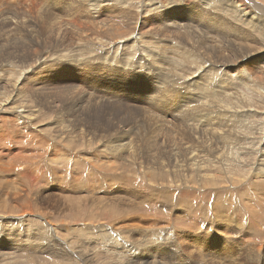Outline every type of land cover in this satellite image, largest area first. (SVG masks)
Masks as SVG:
<instances>
[{
	"label": "rangeland",
	"instance_id": "obj_1",
	"mask_svg": "<svg viewBox=\"0 0 264 264\" xmlns=\"http://www.w3.org/2000/svg\"><path fill=\"white\" fill-rule=\"evenodd\" d=\"M207 73V85L214 84L215 94L219 91L212 98L203 96L207 85L200 79L202 93L193 105L213 103L207 114L214 116L209 122L211 117L201 116L198 123L192 117L201 105L182 110L177 105L185 102L177 98ZM0 79V104L18 99V110L29 106V113H35L36 126L28 130L8 114L0 115V168L51 167L38 175L34 195L30 192L31 198L20 201L17 184L32 181L18 170L0 171V252L8 251L0 255V264L126 263L133 257L115 255L98 229L119 226L115 222L124 211L114 205L119 195L114 191L123 186L147 194L127 196V201L122 197L123 207H136L125 216L136 213L132 224L145 231L127 239L136 238L147 249L146 240L154 241L157 233L166 241V260L159 264H181V258L182 264H264V0H0ZM168 97L174 101H166ZM215 112L229 125L218 122ZM194 123L200 133L191 128ZM122 141L128 153L110 152ZM122 157L135 164L117 169L115 164L125 161ZM145 163L152 167L151 177L141 169ZM37 189L49 195L40 192V198ZM89 190L90 196L115 200L91 206L90 198L81 201L77 195ZM32 196L38 200L31 204L36 200ZM218 209L226 216L217 225ZM53 224L67 249L47 240L45 225ZM35 229L42 236L31 239L37 240L36 247H50L44 248L45 254L12 248L16 240L25 245L31 241L27 232ZM254 238L256 244L250 243ZM217 251H232L236 260L219 259Z\"/></svg>",
	"mask_w": 264,
	"mask_h": 264
},
{
	"label": "bare ground",
	"instance_id": "obj_2",
	"mask_svg": "<svg viewBox=\"0 0 264 264\" xmlns=\"http://www.w3.org/2000/svg\"><path fill=\"white\" fill-rule=\"evenodd\" d=\"M95 2H96V0H95ZM238 3V2H237ZM238 6V5H237ZM160 8V7H159ZM144 11V10H143ZM142 11V12H143ZM130 12V11H129ZM144 13V12H143ZM123 14V13H122ZM121 14V15H122ZM130 14V13H129ZM135 15V14H134ZM127 16H130V15H127ZM6 17V16H5ZM180 17V16H179ZM3 19V18H2ZM126 19V18H125ZM129 19V18H128ZM127 19V21H129ZM132 19V18H131ZM148 19V18H147ZM17 20V19H16ZM120 20V19H119ZM133 20H134V18H133ZM139 20V19H138ZM153 20V19H152ZM173 20V19H172ZM102 21V20H101ZM190 21V20H189ZM131 22V21H130ZM151 23V22H150ZM93 24V23H92ZM104 24V23H103ZM106 25V24H105ZM126 25V24H125ZM214 26V25H213ZM90 28H91V26H89ZM156 27V26H155ZM92 28H93V26H92ZM103 28V27H102ZM190 28V27H189ZM110 29H112V28H110ZM160 29V28H159ZM166 29V28H165ZM194 29V28H193ZM86 30V27H85V29H84V31ZM103 30H104V28H103ZM102 30V31H103ZM149 30H150V28H149ZM75 31V30H74ZM88 31V30H87ZM169 31V30H168ZM53 32V31H52ZM90 32V31H89ZM97 32V31H96ZM107 32V31H106ZM161 32V31H160ZM83 33V32H82ZM88 33V32H87ZM92 33H93V30H92ZM172 33H173V31H172ZM196 33V32H195ZM240 33H242V32H240ZM110 34V33H109ZM104 35V34H103ZM165 35V34H164ZM168 35V34H167ZM252 35V34H251ZM100 37V36H99ZM86 38V37H85ZM159 38V37H158ZM174 38V37H173ZM117 38H115V40H116ZM167 39V38H166ZM170 39V38H169ZM114 39L112 40V38H111V42L112 41H115ZM172 40V39H171ZM182 40V39H181ZM216 40V39H215ZM117 41V40H116ZM115 41V42H116ZM121 41V40H120ZM158 41V40H157ZM25 42V41H24ZM94 42V41H93ZM92 42V43H93ZM122 42V41H121ZM159 42V41H158ZM162 42V41H161ZM161 42H160V44H161ZM164 42V41H163ZM218 42V41H217ZM27 43V42H26ZM96 43V42H95ZM138 43V42H137ZM21 44H23V43H21ZM20 44V45H21ZM159 44V45H160ZM187 44V43H186ZM211 44V43H210ZM24 45V44H23ZM164 45V44H163ZM209 45V44H208ZM197 46V45H196ZM202 46V45H201ZM20 47V46H19ZM98 47V46H97ZM21 48V47H20ZM19 48V49H20ZM156 48V47H155ZM164 48H165V45H164ZM211 48V47H210ZM125 49V48H124ZM167 50V49H166ZM49 51V50H48ZM238 51V50H237ZM243 51H244V49H243ZM166 52V51H165ZM245 53H247L246 51H245ZM16 54H17V52H16ZM19 54V53H18ZM60 54V53H59ZM180 54V53H179ZM190 54V53H189ZM209 54V53H208ZM248 54V53H247ZM246 54V55H247ZM249 54H251V53H249ZM108 55V54H107ZM245 55V56H246ZM106 56V55H105ZM65 57V56H64ZM96 57V56H95ZM108 57V56H107ZM167 57V56H166ZM236 57V56H235ZM62 58V57H61ZM189 58V57H188ZM197 58V57H196ZM215 58H216V56H215ZM214 58V59H215ZM157 59V58H156ZM156 59H154L153 61H155ZM160 59H161V57H160ZM164 59V58H163ZM167 59V58H166ZM204 59V58H203ZM233 59V58H232ZM239 59V58H238ZM169 60H172V59H170L169 58ZM208 60V59H207ZM229 60V59H228ZM167 61V60H166ZM189 61V60H188ZM199 61V60H198ZM156 62V61H155ZM154 62V63H155ZM170 62V61H169ZM238 62V61H237ZM172 63V62H171ZM174 63V62H173ZM229 63V62H228ZM197 64V63H196ZM219 64V63H218ZM235 64V63H234ZM72 65V64H71ZM166 65H168V64H166ZM165 65V66H166ZM238 65V64H237ZM160 66V65H159ZM240 67V66H239ZM238 67V68H239ZM179 68H182V66L181 67H179ZM185 68V67H184ZM219 68V67H218ZM242 68V67H241ZM177 69V68H176ZM186 69V68H185ZM188 69V68H187ZM190 69V68H189ZM180 70V69H179ZM243 70V69H242ZM181 71V70H180ZM189 71V70H188ZM182 72V71H181ZM181 72H178V73H181ZM187 72V71H186ZM192 72V71H191ZM191 72H190V74H191ZM210 72V71H209ZM247 72V71H246ZM128 73V72H127ZM173 74V73H172ZM175 74V73H174ZM186 74V76H187V73H185ZM189 74V72H188V75H190ZM208 74H210V73H207V75H205V74H203V75H201L200 77H199V79H197V81H193V82H191V83H189L187 86H188V89L186 90V92L181 96V97H179V98H177V99H182L185 103H183V104H180V105H177L179 108H182V110H186V109H188V108H186V107H190V106H192V108L193 107H195L196 108V106H198L199 104L201 105V104H205V101H202V102H200V103H198L196 106H194L193 105V103L194 102H192V101H194L195 100V97H196V95L198 94V95H201V93H202V91H201V87H200V79H204L203 81V84L204 85H207V82L209 81V79L208 78H210L209 77V75ZM241 74V73H240ZM178 75H180V74H178ZM225 75V74H224ZM230 75V74H229ZM232 75V74H231ZM181 76V75H180ZM226 76V75H225ZM27 77V76H26ZM172 77H174V76H172ZM213 77V76H212ZM217 77V76H216ZM227 77V76H226ZM184 78V77H183ZM187 78V77H186ZM218 78V77H217ZM185 79V78H184ZM184 79H182V80H184ZM188 79V78H187ZM214 79V78H213ZM243 79V78H242ZM121 80V79H120ZM228 80V78L226 79V81ZM0 81H1V79H0ZM187 81V80H186ZM26 82V80L24 81V83ZM182 83H183V81H181ZM211 82L212 81H210V84H211ZM215 82H216V79H215ZM22 83V82H21ZM21 83H19L20 85H21ZM177 83V82H176ZM175 83V84H176ZM218 83V82H217ZM226 83V82H225ZM0 84H1V82H0ZM17 84V83H16ZM178 84V83H177ZM222 84V83H221ZM182 85V84H181ZM185 85V84H184ZM254 85V84H253ZM158 86V85H157ZM211 86H213V87H211ZM217 85L215 84V87H216ZM222 86V85H221ZM252 86V85H251ZM22 87V86H21ZM20 86L19 87H17V89L20 91L18 94H20L21 96H25L24 95V90L21 88ZM76 87V86H75ZM253 87V86H252ZM159 88V87H158ZM187 88V87H186ZM216 89H218L217 87H216ZM221 89V88H220ZM1 90V89H0ZM161 90H163L162 88H161ZM173 89H171V90H169V92L167 93V95L168 94H171V92L170 91H172ZM227 90V89H226ZM215 90H214V84L213 85H210V86H208L207 85V90L203 93V96L204 95H208L209 94V96H210V94L212 95V93L214 92ZM217 91H219V89L217 90ZM217 91H216V94H217ZM2 92H3V90H2ZM2 92L0 91V95L2 94ZM230 92H234V91H230ZM229 92V93H230ZM237 92H238V90H237ZM81 93V92H80ZM243 93V95L245 94L244 92H242ZM241 93V94H242ZM214 94H215V92H214ZM213 94V95H214ZM215 94V95H216ZM235 94L237 95V93L235 92ZM239 94V93H238ZM3 95V94H2ZM187 95V97L186 98H184V96H186ZM245 96V95H244ZM2 97V96H1ZM211 97V96H210ZM209 97V98H210ZM214 97V96H213ZM240 98V96H237V98ZM20 98V97H19ZM202 98V97H201ZM200 98V99H201ZM204 98H206V96L204 97ZM212 98V97H211ZM234 98H236L235 96H234ZM252 98V97H251ZM22 99V98H21ZM80 99V98H79ZM176 99V100H177ZM188 99V100H187ZM18 100V99H17ZM17 100H16V98H14V99H11V100H9V101H6L5 103H1L0 104V115H3V114H8L10 117H11V119H13V121L15 122V119L16 120H19V121H21V123H19V124H21L23 127H25L26 129H31L32 131H33V129L36 127L35 125H34V112L33 113H29V106H28V108H23V109H21V110H18V108L19 107H22V105L20 106L18 103H17ZM22 100H24V99H22ZM21 100V101H22ZM238 100H240V99H238ZM247 100V99H246ZM166 101H174V99H173V97H171V98H169L168 97V99H166ZM243 101V100H242ZM252 101V100H251ZM159 103V105L160 104H162L161 103V101H158ZM215 102V101H214ZM236 102H238V101H236ZM241 102V101H240ZM245 102V101H244ZM247 102H249L248 100H247ZM167 103V102H166ZM246 103V102H245ZM27 104V103H26ZM76 104V103H75ZM209 105L210 104H213V103H208ZM208 104L207 105H201V106H199L197 109H196V115L195 116H193L192 118L194 119V121H197L198 123H199V119H201L202 117L201 116H203V117H211V118H207L208 119V122H209V120H213L212 119V116H214L213 114L212 115H208L207 113H209L208 111H209V106H208ZM234 104V103H233ZM242 104V103H241ZM224 105V104H223ZM246 105V104H245ZM185 106V107H184ZM213 107H217L216 105H212ZM242 106V105H241ZM178 108V109H179ZM184 108V109H183ZM191 108V107H190ZM227 108V107H226ZM8 110V111H5V110ZM214 109H216V108H213L212 110H214ZM217 109H220L219 108V106L217 107ZM180 110V109H179ZM190 110V109H189ZM205 110H207V111H205ZM228 110V109H227ZM192 111V110H191ZM218 111V110H217ZM221 111V110H220ZM219 111V113L221 114V112ZM186 112H189V111H185V113ZM213 111H211V113H212ZM184 113V114H185ZM191 113V112H190ZM189 113V114H190ZM195 113V112H194ZM218 113V112H217ZM218 113V115H216V112H215V118H217L216 120L219 122L220 120H218V118H220V114ZM187 114V113H186ZM188 114V115H189ZM207 114V115H206ZM201 117V118H200ZM199 118V119H198ZM203 119V118H202ZM18 121V122H19ZM252 121V120H251ZM204 122V121H203ZM207 122V121H206ZM221 123H223V124H226V125H229V123L224 119V120H222V121H220ZM198 123H194V126H191V128L192 129H196L195 131L196 132H198L199 131V133H200V128H199V126H198ZM228 123V124H227ZM211 124V121H210V123H208L206 126L208 127V126H211L210 125ZM212 126H213V124H212ZM235 126V125H234ZM217 127H221L220 125H219V123L217 124ZM222 128H223V126H222ZM221 128H218L217 130H220ZM224 130V129H223ZM235 130V129H234ZM212 131V130H211ZM221 131V130H220ZM182 132V131H181ZM219 132V131H218ZM217 132V133H218ZM222 133V132H221ZM228 133H231V132H228ZM31 134V133H30ZM225 134V133H224ZM38 135V134H37ZM214 135V134H213ZM228 135H231V134H228ZM122 136V135H121ZM218 136H220V137H222V134L221 135H218ZM232 136H235V135H232ZM225 137V136H224ZM244 137V136H243ZM75 138V137H74ZM227 138V137H226ZM247 138V137H246ZM121 139V138H120ZM75 140V139H74ZM77 140V139H76ZM122 140V139H121ZM120 140V141H121ZM229 141H231V140H229ZM110 142V141H109ZM123 142V141H122ZM226 142V141H225ZM223 143V142H222ZM126 143H122L121 145L118 143V144H114L113 145V147H112V149H111V151H110V149H109V151L110 152H113V153H122V154H126V153H128V149H129V147L128 146H126L125 145ZM231 144V143H230ZM229 144V145H230ZM125 146V147H124ZM124 147V148H123ZM224 147H227V146H224ZM233 147V146H232ZM128 148V149H127ZM219 148V147H218ZM127 149V150H126ZM221 149V148H220ZM135 150V149H134ZM224 150H225V148H224ZM10 151V150H9ZM136 151V150H135ZM137 152V151H136ZM132 154V153H131ZM134 154V153H133ZM224 154H226V153H224ZM20 155V154H19ZM18 155V156H19ZM23 155V154H22ZM119 155V154H118ZM135 156H136V154H134ZM14 156V155H13ZM12 156V157H13ZM123 156V155H122ZM214 156V155H213ZM14 158H16V160L18 159V157H17V155H16V157H14ZM27 158V157H26ZM116 158V157H115ZM123 158V157H122ZM127 157H125V158H123V159H125V161H124V163H116L115 165H116V168L117 169H121L120 167L121 166H126V164H128L127 165V167L128 166H133L134 164H135V162L133 161V160H130V159H126ZM135 158H137V157H135ZM154 159H156L155 157H154ZM153 160V159H152ZM128 161V163H126ZM155 161H157V160H155ZM153 162V161H152ZM156 163H158V162H156ZM155 163V164H156ZM161 163V162H160ZM48 164V163H47ZM123 164V165H122ZM152 164V163H151ZM154 165V164H153ZM160 165V164H159ZM158 166V165H157ZM161 166V165H160ZM160 166H158V167H160ZM200 166V169L202 168V165H199ZM46 167H50L49 165H47V166H44V165H40V166H37V168L36 169H34V170H24V169H14V168H5V169H3V168H0V171H4V172H9V171H13V170H18V172H21L22 173V175L24 176V177H26L28 180L30 179L32 182V185L30 184V185H23V184H21V183H19V184H17V186H16V192H17V200L18 201H20V200H22V199H27L28 197H30L31 195H30V192H32L33 193V195H34V191H33V187H35L37 184L35 183L36 182V180H37V178H38V175L41 173H44L45 171H46ZM137 167V166H136ZM142 168L141 169H143L144 168V170H147L148 172H149V177H151V174H150V171L149 170H151V165H150V163H148L147 165H146V163L145 164H142V166H141ZM155 167H156V165H155ZM51 168V167H50ZM53 168V167H52ZM129 168V167H128ZM231 168V167H230ZM229 168V169H230ZM33 169V168H32ZM135 169V168H134ZM136 170V169H135ZM152 170H154V169H152ZM209 171V170H208ZM152 172H155V170L154 171H152ZM222 172H223V170H222ZM20 173V174H21ZM33 173H34V175H33ZM48 173V172H47ZM145 173V172H144ZM259 173V172H258ZM218 174V173H217ZM233 174V173H232ZM259 174H261V173H259ZM231 175V174H230ZM46 176V175H45ZM47 176H48V174H47ZM208 176V175H207ZM256 176V175H255ZM52 177V176H51ZM257 177V176H256ZM259 177V176H258ZM39 178H41V177H39ZM63 178V177H62ZM260 178V177H259ZM47 179V178H46ZM102 179V178H101ZM217 178H215V180H216ZM258 179V178H257ZM52 180V179H51ZM208 180H210L209 178H208ZM73 181V180H72ZM80 181H82L83 182V180H81V178H80ZM214 181V180H213ZM52 182V181H51ZM34 183V184H33ZM71 183V182H70ZM260 184H262L261 182H259ZM264 183V182H263ZM73 184V183H72ZM75 184V183H74ZM77 184V183H76ZM87 184V183H86ZM257 184V183H256ZM82 185V184H81ZM85 185V184H84ZM105 185V184H104ZM258 185V184H257ZM23 186H24V188L25 187H28L27 189H24L23 188ZM76 186V185H75ZM74 186V187H75ZM99 186V185H98ZM97 186V188H99ZM110 186V185H109ZM208 186H209V184H208ZM211 186V185H210ZM60 187V186H59ZM58 187V188H59ZM128 187V186H127ZM130 187V186H129ZM126 188V187H120V188H117L115 191H114V193H117V194H119V195H117V196H115V197H117V198H115L116 199V201H115V203H114V205H116V208L117 209H121L122 211H124V213L122 214H120L119 213V215H118V217L119 218H117V219H119L118 221H116L115 222V224H118L119 226L118 227H114L113 226V228H110V227H108V226H106V225H100V226H102V227H98V229H99V231L101 232V234H102V236H103V239H104V242H106V243H109L110 245H112L113 246V248L115 249L114 251V254L116 255V254H118V255H122V254H129V256H132L133 258H130L129 260H127L126 261V263L124 262L123 264H143V263H145V264H159V263H161L162 261H164L165 262V260H166V258H165V256H164V252H165V248L163 247V246H165L166 247V241L164 242V241H162L158 236H157V233H156V235H154L153 233V236H154V241L151 239V238H149V239H147L146 241L149 243V246H150V248H147V249H143V248H140L139 246H138V241H136V238L135 237H133V238H135V241H131V240H129V239H127V237H129L130 236V234H132L133 232H135V233H138V235L140 234H143V233H145V231L142 229V227H139L138 225H137V223H136V226H135V224H132V221L134 222V220L132 219L134 216H136L135 214L136 213H134V215L133 216H131V217H129V215L128 216H125V215H127V214H129V213H132V211L133 210H135L136 209V207L133 205V206H127V208L126 207H123L124 205H123V203H122V197H126L125 199H126V201H127V196H129L130 198H137V197H139V198H141V197H145V198H147L146 196H147V194H145V193H141V192H139V191H137V189L134 187L133 189H130V188ZM37 188V187H36ZM89 188V187H88ZM102 188V187H101ZM100 188V189H101ZM258 188V187H257ZM72 189H73V187H72ZM80 189V188H79ZM92 189H93V187H92ZM96 189V188H95ZM49 190V189H48ZM103 190V189H102ZM108 190H109V188H108ZM112 190V189H111ZM114 190V189H113ZM74 191V190H73ZM76 191V190H75ZM110 191V190H109ZM145 191V190H144ZM22 192H24V193H22ZM41 191H39L38 189H37V196L39 197L40 196V198H41V193L42 194H45L44 192H41ZM87 193V195H84L83 193H78L77 192V195H78V198H80L81 199V201H84V200H88L89 198H90V200H91V206H95L96 205V203H99L100 201H103V200H105V199H108V200H110L111 199V197L110 196H108V195H93V196H90V195H88L89 193H91V191L89 190V191H87L86 192ZM114 193H111V196L114 194ZM151 194V193H150ZM11 195V194H10ZM45 195H49V194H45ZM76 195V196H77ZM37 196H32V197H34L33 199H36V200H30V202H31V204L33 203V202H35V201H37L38 200V197ZM133 196V197H132ZM170 196V195H169ZM46 197V196H45ZM64 197V196H63ZM150 197H152V199H153V196L151 195ZM31 198V197H30ZM144 198V199H145ZM149 198V197H148ZM115 199H111L112 201H111V203H110V205H112V203H113V201L115 200ZM11 200V199H10ZM146 200V199H145ZM129 201V200H128ZM141 201V200H140ZM148 201V200H147ZM126 203V202H125ZM130 203L131 204H133L131 201H130ZM164 203V202H163ZM168 205V204H167ZM175 205V204H174ZM103 206V205H102ZM137 206V205H136ZM187 206V205H186ZM75 207V206H74ZM101 207V206H100ZM169 207V206H168ZM174 207V206H173ZM140 208V207H139ZM183 208H184V206H183ZM111 209V208H110ZM131 209V212H128V213H126V211H128V210H130ZM160 209H161V207H160ZM171 209V208H170ZM220 209V208H219ZM218 209V211H216L215 212V216H216V221H217V225L224 219L223 218V216L226 214L225 212L222 214V211H220ZM164 210V209H163ZM168 210V209H167ZM180 210H181V208H180ZM121 211V212H122ZM135 212V211H134ZM169 212V211H168ZM214 212V211H213ZM236 212V211H235ZM203 213V212H202ZM237 213V212H236ZM170 214V213H169ZM172 214V213H171ZM170 214V215H171ZM188 214V213H187ZM205 214V213H204ZM204 214H203V216H204ZM207 214V213H206ZM205 214V216H207ZM210 214V213H209ZM213 214V213H212ZM211 215V214H210ZM167 216V215H166ZM191 216V215H190ZM200 216V215H199ZM197 217V218H200V217ZM204 216V217H205ZM213 216V215H212ZM226 216V215H225ZM232 216V215H231ZM241 216V215H240ZM165 217V216H164ZM167 217H169V216H167ZM228 217V216H227ZM166 218V217H165ZM176 218V217H175ZM208 218V217H207ZM169 220V218H166V220ZM171 219V218H170ZM209 219H210V216H209V218H208V220H207V222L209 221ZM121 220V221H120ZM165 220V221H166ZM201 220V219H200ZM213 220V218L211 219V221ZM214 220V221H215ZM225 220H226V218H225ZM120 221V222H119ZM129 221V223H127ZM160 221V220H159ZM163 221V220H162ZM206 221V220H205ZM230 221H232V220H230ZM118 222V223H117ZM170 222H172V221H170ZM174 222V221H173ZM179 222V221H178ZM229 222V221H228ZM237 222V221H236ZM49 223V222H48ZM151 223V222H150ZM165 223V222H164ZM164 223H162V222H160V224H164ZM183 223V222H182ZM232 223H233V221H232ZM255 223V222H254ZM155 224V223H154ZM157 224V223H156ZM165 224H167V223H165ZM169 224V223H168ZM179 224H181V223H179ZM212 224V223H211ZM214 224V223H213ZM227 225H228V223H226ZM226 224H224V225H226ZM86 225H88V224H86ZM109 225V224H108ZM113 225H114V222H113ZM158 225V224H157ZM171 225H173V224H171ZM247 225V224H246ZM246 225H244V226H246ZM255 225H257L256 223H255ZM255 225L254 226H252V227H255ZM154 226V225H153ZM152 226V227H153ZM163 226V225H162ZM162 226H160L161 228H162ZM185 226H186V224H185ZM156 227V226H155ZM159 227V228H160ZM165 227V226H164ZM230 227V226H229ZM76 228V227H75ZM86 228V227H85ZM106 228V229H105ZM154 228V227H153ZM169 228H170V224H169ZM188 228V227H187ZM228 228V227H227ZM226 228V229H227ZM231 228V227H230ZM45 229H46V231H48V237H47V240L49 239L50 240V242L51 243H54V244H62L65 248L66 247H68V245L69 244H67V243H62L61 241H62V239H61V241H60V238H59V236H56L55 235V233L53 232L54 231V224L53 225H51V227H49L48 225H45ZM53 229V230H52ZM155 229V228H154ZM171 229V228H170ZM173 229V228H172ZM178 229V228H177ZM235 232H238L239 230H238V227L237 228H235L234 226H233V228H232ZM250 229V228H249ZM150 230V229H149ZM155 230H157V229H155ZM163 230V229H162ZM167 230V229H166ZM176 230V229H175ZM187 230V229H186ZM252 230H254V229H252ZM52 231V232H51ZM182 231H184V230H182ZM162 232V231H161ZM172 232V231H171ZM179 232V231H178ZM187 232V231H186ZM189 232V231H188ZM251 232V231H250ZM28 233V238L31 240V241H26L27 242V244L25 245V244H23V241L21 240V241H17L16 240V242H14V246L12 247L13 249H17V248H19L20 250H18V251H20V252H26V254H28V253H31V252H34V253H36L37 251L39 252V253H46L47 251H46V249H44V248H50L49 246H45V247H42V246H39V247H36L35 245H36V243L34 242V241H37L36 239H31V237H41L42 235H40V229H35V230H33L32 232H30V231H28L27 232ZM27 233H26V235H27ZM124 233H125V235H124ZM155 233V232H154ZM160 233V232H159ZM158 233V234H159ZM185 233V232H184ZM222 233H224V232H222ZM227 234H229L230 232H226ZM253 233H254V231H253ZM175 234V233H174ZM234 234V233H233ZM255 234V233H254ZM25 235V236H26ZM99 235V234H98ZM137 235V234H136ZM184 235V234H183ZM224 235V234H223ZM226 235V234H225ZM251 235H253V234H251ZM135 236V235H134ZM193 236V234L191 233V235H190V237H192ZM255 236V235H254ZM100 237V236H99ZM136 237H138V236H136ZM142 237H144V236H142ZM147 237V236H146ZM169 237V236H168ZM28 238L27 239H24V240H28ZM101 238V237H100ZM130 238V237H129ZM164 238V237H163ZM193 238V237H192ZM229 238L230 239H232V237L231 236H229ZM102 239V240H103ZM144 239H146V238H144ZM175 239V238H174ZM195 239H196V237H195ZM191 240H193V239H191ZM246 240V239H245ZM176 241V240H175ZM190 241V240H189ZM188 241V242H189ZM87 242V241H86ZM146 242V243H147ZM194 242H196V241H194ZM194 242H192L193 244H194V247H195V249H197V251H200L202 248H201V246H198V245H196ZM259 242V241H258ZM100 243V242H99ZM128 243V244H127ZM170 243V242H169ZM198 243H199V241H198ZM250 243H254V244H256V238H254V239H250ZM260 243V242H259ZM47 244V243H46ZM123 244H124V246H123ZM140 244V243H139ZM173 244H175L174 242H173ZM177 244V243H176ZM262 244V243H261ZM16 245V246H15ZM72 245V244H71ZM104 245V244H103ZM146 245V244H145ZM179 245V244H178ZM264 245V244H263ZM59 246V245H58ZM77 246V245H76ZM75 246V247H76ZM92 246V245H91ZM105 246V245H104ZM169 246H170V244H169ZM0 247H2V248H4L3 246H1V244H0ZM106 247V246H105ZM171 247V246H170ZM169 247V248H170ZM64 248V249H65ZM104 248V247H103ZM146 248V247H145ZM168 248V249H169ZM172 248V247H171ZM187 248L188 249H190L188 246H187ZM264 248V247H263ZM67 249V248H66ZM72 249V248H71ZM76 249H78V248H76ZM81 249H83V248H81ZM108 248H106V250H107ZM136 249H138V250H136ZM167 249V250H168ZM208 249V248H207ZM210 249V248H209ZM86 250H88L87 248H86ZM110 250V249H109ZM109 250H108V252H109ZM132 250H135V251H132ZM52 251V250H51ZM65 251V250H64ZM63 251V252H64ZM69 251V250H68ZM88 251H90V250H88ZM87 251V252H88ZM183 251V250H182ZM212 251V250H211ZM262 251V250H261ZM6 252V253H5ZM5 252H0V255H2V256H5L7 253H8V251H5ZM60 252V251H59ZM72 252H74V250H72ZM76 252V251H75ZM124 252V253H123ZM201 252V251H200ZM49 253V252H48ZM57 253V252H56ZM55 253V254H56ZM77 253V252H76ZM79 253L80 252H78V255H79ZM83 254H84V256H83V254H81V256H83L84 258H85V261H87V257H86V255H85V253H84V250H83V252H82ZM90 253V252H89ZM95 253V252H94ZM101 253H102V251H101ZM104 253V252H103ZM110 253V252H109ZM255 253V252H254ZM263 253H264V251H263ZM59 254V253H58ZM70 254H71V252H70ZM73 254V253H72ZM87 254V253H86ZM90 254H92V253H90ZM178 254L180 255V256H183V254H182V252L181 253H179L178 252ZM227 255H219V253H218V251H217V253H216V256L219 258V259H228V261H232V260H236V259H233V254H232V251H231V253L230 252H228V253H226ZM8 255V254H7ZM32 255V254H31ZM35 255V254H34ZM65 255H66V252H65ZM74 255V254H73ZM76 255V254H75ZM89 255V254H88ZM93 255V254H92ZM99 255V254H98ZM107 255V254H106ZM169 255V254H168ZM1 256V257H2ZM60 256H61V253H60ZM59 256V257H60ZM97 256V255H96ZM95 256V257H96ZM102 256V255H101ZM111 256V255H110ZM110 256H108V257H110ZM113 256V255H112ZM179 256V257H180ZM252 256V255H251ZM9 257V256H8ZM57 257V256H56ZM68 257H69V255H68ZM76 257V256H75ZM93 257V256H92ZM92 257H91V259H92ZM98 257V256H97ZM116 256H114V258H115ZM253 257V256H252ZM61 258V257H60ZM63 258V257H62ZM65 258V257H64ZM66 258H67V256H66ZM71 258L73 259L74 257H72L71 256ZM89 258H90V256H89ZM99 258H102V257H99ZM118 258V257H117ZM168 258V257H167ZM176 258V257H175ZM181 258V257H180ZM250 258V257H249ZM261 258V257H260ZM45 259V258H44ZM68 259V258H67ZM79 259V258H78ZM81 259V258H80ZM94 259V258H93ZM103 259V258H102ZM10 260V259H9ZM90 260V259H89ZM116 260V259H115ZM118 260V259H117ZM246 260V259H245ZM251 260V259H250ZM255 260V259H254ZM1 261V260H0ZM67 261V260H66ZM74 261V260H73ZM72 261V262H73ZM92 261V260H91ZM110 261V260H109ZM121 261H124V260H121ZM175 261V260H174ZM197 261V260H196ZM71 262V261H70ZM95 262V261H94ZM98 262V261H97ZM99 262H100V260H99ZM112 262V261H111ZM115 262V261H114ZM119 262V261H118ZM181 264H182V258H181V260L179 261ZM233 262V261H232ZM76 263V262H75ZM82 263V262H81ZM117 263V262H116ZM73 264V263H72ZM83 264V263H82ZM86 264V263H85ZM89 264V263H88ZM100 264V263H99ZM103 264H104V262H103ZM106 264V263H105ZM113 264V263H112ZM193 264H195V263H193ZM196 264H203L202 262H201V260L200 261H197L196 262ZM240 264H242V263H240ZM261 264V263H260ZM263 264V263H262Z\"/></svg>",
	"mask_w": 264,
	"mask_h": 264
}]
</instances>
